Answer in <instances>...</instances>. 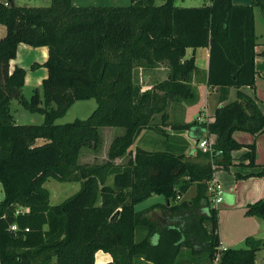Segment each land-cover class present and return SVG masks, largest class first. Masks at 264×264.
Listing matches in <instances>:
<instances>
[{
    "label": "trees",
    "instance_id": "16d2710c",
    "mask_svg": "<svg viewBox=\"0 0 264 264\" xmlns=\"http://www.w3.org/2000/svg\"><path fill=\"white\" fill-rule=\"evenodd\" d=\"M210 1L181 6L175 0L126 5L0 0L6 27L0 36V264H182L183 248L200 263L204 257L207 264H256L264 237L247 235L245 247L220 249L208 181L216 167L232 163L231 151L241 145L235 129L255 133L264 127L256 99L239 89L254 86L253 8L263 9L264 0ZM21 41L48 47L47 76L30 98L22 92L24 68L9 66ZM197 46L209 47L207 82L233 85L237 97L218 105L212 121L169 120L170 101L195 97L190 81L198 66L186 48ZM160 62L166 77L143 88L135 69ZM92 97L96 106L86 117L57 121L76 100ZM12 99L42 113L43 120L17 122ZM158 113L161 122L155 123ZM161 124L198 137L215 133L221 153L211 160L207 150L190 155L172 143L166 149L130 148L145 129L165 132ZM101 126H122L123 132L112 138L103 162H80L83 146L101 145ZM120 156L126 159L115 162ZM242 156L251 162L253 146ZM49 177L81 185L53 204L44 184ZM193 184L194 194L181 199ZM154 193L164 197L157 203L159 218L146 214L151 206L135 209ZM18 206L28 209L15 213ZM245 213L264 218V195L247 203ZM12 222L17 230L8 229ZM99 249L112 258L96 262Z\"/></svg>",
    "mask_w": 264,
    "mask_h": 264
},
{
    "label": "rangeland",
    "instance_id": "374dc122",
    "mask_svg": "<svg viewBox=\"0 0 264 264\" xmlns=\"http://www.w3.org/2000/svg\"><path fill=\"white\" fill-rule=\"evenodd\" d=\"M74 1V2H73ZM72 2L77 5H126L130 3V0H73ZM159 1V0H155ZM205 0H175V4H189V3H203ZM15 4L21 5H47L50 3V0H13ZM257 8V30L258 33H261L264 29V15L263 9L259 6ZM6 32V27L3 23L0 22V36H2ZM23 42V41H21ZM20 43V42H19ZM28 44V43H23ZM18 46V44H17ZM27 46H35V45H27ZM37 46V45H36ZM34 48V47H31ZM264 56V55H263ZM47 57V56H46ZM46 58L42 60V62L37 63L33 67L27 66L25 68L20 65V63H29L30 53L29 50L21 49L20 47L16 51L15 57L11 59V64L20 65L24 68L26 72V76L24 75V82L22 86V92L25 97L30 98L36 87L41 90V82L44 77L47 76V66L44 64ZM16 63V64H15ZM18 63V64H17ZM26 64V65H27ZM30 65V64H29ZM44 68L46 70V75L41 76L44 72ZM256 73L254 86H250L253 92L257 94L258 98L264 102V60L257 61L255 65ZM149 69L145 68H136L135 75L138 78L139 83L142 87H145L149 81L154 80V76L151 73V76H147L146 72ZM157 71H163L166 69H155ZM161 77V75H160ZM220 91H213L207 95V97H202L201 101H205L204 108L208 110H214L218 105V101L220 99ZM174 100L170 101L173 102ZM96 106L95 98L88 99H79L76 100L70 108L65 112V114L57 119L59 122L70 121L76 117L84 118L86 117L92 109ZM173 106V105H172ZM169 109V108H168ZM166 108V110H168ZM177 110V108H175ZM10 110L14 115V118L17 122H33L40 123L43 120L42 114L38 111H30L26 109L18 100L13 99L10 105ZM178 111V110H177ZM196 111V110H195ZM25 116V117H24ZM153 121L155 123H160V113L155 114ZM165 130V127H164ZM168 130V128H166ZM101 135H102V143L99 147L93 148L91 146H83L81 148V153L79 156L80 162H93V163H101L106 157L105 151L107 145L103 142H106L110 137L116 134H119L123 131L122 126H101L100 127ZM170 131V130H168ZM236 131V134L235 133ZM148 135L142 136L136 142L140 146H143L146 149H166V145L168 143V138H172V140H176L181 136L176 131L174 133L162 132L153 129L148 130ZM256 133H253L249 130L244 129H235L232 132L233 137L241 143L239 148L236 149H245L242 153L247 152L250 149V146H253V158L251 162H247L245 164L233 165L230 164L228 167H217L213 172V179L220 185L222 200L219 202L211 201L213 206L219 208V222L221 228V234L224 239L230 240L233 244L232 247H245L244 239L239 240V236L241 233H251L253 236L263 235L264 233V218L262 224H253V219L250 217H246L240 209L242 206L246 205L248 202H254L260 197L264 195V134L260 133L257 136H254ZM112 136V137H113ZM206 136V135H204ZM202 136V137H204ZM257 137V139H255ZM104 140V141H103ZM170 142V141H169ZM104 144V145H103ZM107 153V152H106ZM232 155V154H231ZM243 158V156H241ZM242 160V159H241ZM233 161V157H232ZM112 177L107 178V182H111ZM45 186L50 191V202L55 204L62 201L65 197L73 194L81 185L80 181H58L52 177H49L45 181ZM262 187L261 196L257 197L255 192V187ZM226 190H233L237 195V202L234 207H228L226 205V201L224 199L223 193ZM209 193V191H208ZM4 193L2 190V186L0 183V200L3 198ZM254 196V197H253ZM253 197V201H246L243 204L242 201ZM257 197V198H256ZM149 201H164V197L162 194L154 193L148 200H143L137 204H135V209H139ZM172 202V201H171ZM237 206V207H236ZM201 212V211H200ZM151 218H159L162 214V209L157 204V207L153 210L150 209L146 212ZM252 231V232H249ZM258 237V236H257ZM262 250V249H261ZM264 250V249H263ZM264 251H260L258 256H261V253ZM40 261V260H38Z\"/></svg>",
    "mask_w": 264,
    "mask_h": 264
},
{
    "label": "crops",
    "instance_id": "0c3cea01",
    "mask_svg": "<svg viewBox=\"0 0 264 264\" xmlns=\"http://www.w3.org/2000/svg\"><path fill=\"white\" fill-rule=\"evenodd\" d=\"M162 1L163 0H159V1H156V3H161ZM231 1L233 3H235V4H247V3L251 2V0H231ZM210 2H211L210 0H205L203 3H210ZM200 4H202V3H189V4H177V5L194 6V5H200ZM256 7L257 6H254V8H253L254 9V27H255L256 37H257L256 38L257 44L255 45V51H256V54H255V65L257 64V61L264 60V56H263L264 54L262 53V49L264 48V29L262 30L261 33H258L257 21H256L257 20L256 16H257V11L258 10H257ZM262 12H263V15H264V9H263ZM23 43H25V42L18 43L17 49L20 47L21 49L29 50L30 59H31V61L28 64L27 63H20V65H22L25 68V70H26L27 66L33 67L37 63L42 62L43 59L47 58L46 57L47 54H48L47 45L27 46V45H30V44H23ZM31 47H34V48H31ZM192 53H194L195 62L197 64V66H198L197 70H195L192 73V77H191V81H190V84L192 85V87L195 90V97H194V99H192L190 101L184 100V99H178V100H174L173 102L169 103L168 106H167V109L168 108L169 109L166 110L167 113H168V119L169 120H175V121H190V120H193V119L212 121L214 119V112H215L216 108L214 110L212 109V110H208L207 111L204 108L205 101L204 100L201 101L202 97H204V98L207 97V95L209 93L213 92V91H220L221 95H220V99L218 101L219 102L218 105H220L222 103H226V102L234 100L237 97V89L238 88L233 86V85H227V84L211 85V84H209L207 82V72H208V64H209V47L208 46H197L195 48L187 47L186 48V56H189ZM9 66H10V68L14 67L11 64V59H10V62H9ZM159 67L161 69H166V66L162 62H160V64L158 66L144 67L145 69H149L146 72L147 76H151V73H152V75L154 76V80L153 81L150 80L149 83L143 88H149L158 79H163V78L166 77L167 69L163 70L162 72L155 70V69H159ZM45 75H46V70L44 68V72L41 74V76H45ZM160 75H161V77H160ZM25 76H26V72H25ZM239 89L241 91L253 96L256 99V102H257L258 106L260 107L262 113L264 114V102L261 99L258 98V96H257V94H255V92H253L251 90L252 88L249 85H242V86L239 87ZM12 100H11V102H12ZM175 108H177L178 111ZM41 116H43V114ZM161 125H162L163 129L165 127L164 131L166 133L171 132V131H172V133L175 132L174 130L170 129L168 127V125H164V124H161ZM166 128H168V130H170V131L166 130ZM148 130L152 131L153 128L145 129L135 139V141L131 144V146H130L131 149H134L136 145H139V144L136 143L139 138H141L142 136L146 135V133L148 135V132H147ZM176 132L178 134H180L181 136L177 139V141L176 140H172V138H168V140H167L168 143H172V144L175 145V147H178V148H181V147L185 146V152L187 154H190V155L194 154L195 151L197 150V148H200V147L197 146V143H196L198 138L206 135L207 137L216 140V134L215 133H210V134H204L203 133V135L198 137L196 135H193V133H189L186 130L176 131ZM255 133L256 134L254 136H257L260 133L264 134V127L260 131H257ZM234 134L237 135L236 131H235ZM112 136L106 142H103V143H105L107 145V148H108L112 138L115 135L113 137ZM255 139H257V137ZM107 148H106V151H107ZM244 150L245 149L241 148V149H233L231 151V154H232V157H233V161H232L231 164L239 165V164H245V163L248 162L249 158H241V156L243 154L242 152ZM106 151H105V154H104L105 156L104 157H106V155H107ZM125 159H126V156H120V157H116L114 159V161L117 162V163H121ZM218 167H221V166H218ZM194 192H195V184H193L187 190V192L182 195L181 199H184V198L185 199H190V197L194 194ZM255 192H256L255 196H257V197L261 196L262 187L261 186L260 187H255ZM151 196L152 195L147 197L145 199V201L148 200ZM223 196H224V199L226 201V205L228 207L232 208V207H234L236 205L237 195H236V193L233 190H226L223 193ZM253 197H251L250 200L246 199V200L242 201V203H240V205L243 204L246 201H253L254 200ZM158 202H162V201H149L147 204H145V206H143V207H141L139 209L149 208L151 206V208H149L148 210H150V209L154 210L157 207V203ZM216 208L218 210V229L217 230H218V235H219V240H220V246H221V248L232 247L233 244L231 243V241L224 239L222 234H221V228H220V222H219V208L218 207H216ZM240 209H242V211H243L242 213L246 217H250V219H253L252 221H253L254 225L255 224H259L260 225V224L263 223V218L262 217H259L257 215H248V214L245 213L246 205L242 206ZM148 210H146V212ZM160 219H162V218H160ZM249 232H252V231H249ZM247 235H251V233H249V234L246 233V232L241 233V235L239 236V240H241V239L243 240ZM257 236L258 237H264V233H263V235H257ZM183 251H184V256H183V259H182V264H207V262L204 260V257H202L203 262L200 263V262L196 261L197 255H194L193 253H190L189 250L186 249V248H183ZM260 251H264V250L262 249V250L258 251L257 256H256V264H264V252H262L261 256L259 257L258 254H259ZM111 258L112 257H111L110 253H108L106 251H103L101 249L97 250L96 253H95L96 262H105V261L110 260ZM139 264H145V263L139 262Z\"/></svg>",
    "mask_w": 264,
    "mask_h": 264
},
{
    "label": "built area",
    "instance_id": "2783aa9c",
    "mask_svg": "<svg viewBox=\"0 0 264 264\" xmlns=\"http://www.w3.org/2000/svg\"><path fill=\"white\" fill-rule=\"evenodd\" d=\"M5 2H6V0H5ZM196 143H197L198 147H200L203 150H207L210 153L211 160H212L213 156H217L221 153V149L216 148L214 146L215 140L212 138L204 136V137L198 138ZM208 191L210 193L212 203L218 202L222 199L220 185L213 179V177L208 181ZM27 209H28L27 206H18L15 213L22 212V211H25ZM8 229L11 231L17 230L18 229L17 223L12 222L8 226ZM25 229L27 230L28 227H26ZM220 249H224V248H221V246H220ZM218 255H219V253H217L216 259L218 258Z\"/></svg>",
    "mask_w": 264,
    "mask_h": 264
}]
</instances>
